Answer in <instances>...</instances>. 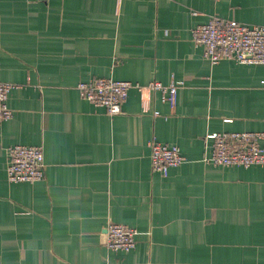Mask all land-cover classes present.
Listing matches in <instances>:
<instances>
[{
    "label": "crops",
    "instance_id": "0c3cea01",
    "mask_svg": "<svg viewBox=\"0 0 264 264\" xmlns=\"http://www.w3.org/2000/svg\"><path fill=\"white\" fill-rule=\"evenodd\" d=\"M213 17L264 26V0H0V264H264V167L204 163L208 135L264 132V65L215 66L192 41ZM93 79L183 82L172 108L129 93L122 114L83 100ZM159 113V115H156ZM154 141L185 163L152 171ZM41 147L45 179L8 181V150ZM138 231L106 246L105 227Z\"/></svg>",
    "mask_w": 264,
    "mask_h": 264
},
{
    "label": "built area",
    "instance_id": "2783aa9c",
    "mask_svg": "<svg viewBox=\"0 0 264 264\" xmlns=\"http://www.w3.org/2000/svg\"><path fill=\"white\" fill-rule=\"evenodd\" d=\"M192 41L204 49V57L213 66L223 61L241 65H264V26H248L236 21L213 17L207 24L192 30ZM183 82L173 80L164 85L153 82L142 86L114 79H93L77 87L81 98L97 108L106 110L111 117L123 112L131 90L146 95L161 94L163 101L174 108ZM19 88L12 83L0 82V124L13 118L8 102L11 93ZM159 115V113H156ZM212 141V154L204 163L213 167L251 168L264 167V132L221 133L208 135ZM8 181L11 184L37 183L45 179V157L41 147L17 145L8 150ZM185 157L177 146L154 141L151 145V167L154 173L168 177L172 168L185 163ZM106 246L114 252L129 254L136 249L138 231L135 228L109 223L105 227Z\"/></svg>",
    "mask_w": 264,
    "mask_h": 264
}]
</instances>
